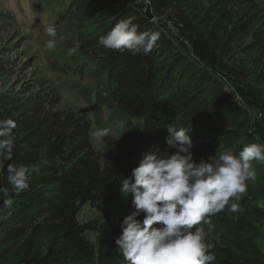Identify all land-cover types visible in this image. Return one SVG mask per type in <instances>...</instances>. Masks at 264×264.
Returning <instances> with one entry per match:
<instances>
[{"label": "trees", "instance_id": "trees-1", "mask_svg": "<svg viewBox=\"0 0 264 264\" xmlns=\"http://www.w3.org/2000/svg\"><path fill=\"white\" fill-rule=\"evenodd\" d=\"M64 2L60 24L68 30L66 52L80 44L67 57L69 68L88 79L105 76L109 108L125 112L131 125L141 120L143 127L121 137L112 132L100 151L90 140L85 112L61 110L56 88L42 79L0 96V118L17 124L13 159L0 162L5 177L0 182L8 186L9 163L38 169L28 190L12 194L11 207L0 202V264H124L114 243L122 220L79 221L78 215L122 195L120 181L138 165L141 147L155 136L165 144L168 124L189 131L197 162L219 151L235 155L247 144H264V5L256 0ZM128 16L135 17L139 31L159 32L149 54L97 46L100 36ZM0 74L8 75L2 63ZM237 203V213L208 217L221 241L212 249L214 264H264V210L241 195Z\"/></svg>", "mask_w": 264, "mask_h": 264}, {"label": "clouds", "instance_id": "clouds-1", "mask_svg": "<svg viewBox=\"0 0 264 264\" xmlns=\"http://www.w3.org/2000/svg\"><path fill=\"white\" fill-rule=\"evenodd\" d=\"M134 21L132 16L119 20L99 37L97 46L132 55L149 54L160 34L139 31ZM45 33L49 39L42 51L55 50L56 28L49 26ZM79 47V42H75L69 54ZM16 127L13 119L0 118V162L13 159ZM164 129L168 150L146 151L130 175L120 181V193L131 197L132 211L119 225L116 249L120 250L124 264H214L216 256L212 249L221 241L213 235L208 217L225 210L233 214L240 211L237 201L246 192L247 181L256 179L253 162H264V144H247L235 155L229 150L219 151L197 162L189 131L175 124ZM90 135L102 141L112 135V129L97 128ZM36 171L34 165L8 164V186L0 182L3 207L12 206V194L29 189ZM4 178L0 172V181Z\"/></svg>", "mask_w": 264, "mask_h": 264}, {"label": "rangeland", "instance_id": "rangeland-1", "mask_svg": "<svg viewBox=\"0 0 264 264\" xmlns=\"http://www.w3.org/2000/svg\"><path fill=\"white\" fill-rule=\"evenodd\" d=\"M64 1L0 0V63L8 72V75L0 74V96L12 89L17 91L32 85V81L38 78L56 88L61 99V110L82 109L85 112L91 122L90 133L97 128L109 127L117 137H121L128 129L140 130L143 127L141 120L135 119L131 125L125 112L109 108L105 76L98 80L88 79L73 73L69 68V54L64 46L67 29L60 24V10L65 6ZM256 1L264 5V0ZM49 26L57 30L56 48L43 52V45L49 39L45 29ZM90 140L95 149H104L103 140L97 141L91 135ZM154 148L166 151L159 136H155L152 143L141 147L140 158L143 153ZM254 167L257 170L256 179L247 181V190L241 196L264 210V163ZM130 202V196L121 195L100 209L85 208L78 219L85 221L107 217L114 221L122 220L132 211Z\"/></svg>", "mask_w": 264, "mask_h": 264}, {"label": "water", "instance_id": "water-1", "mask_svg": "<svg viewBox=\"0 0 264 264\" xmlns=\"http://www.w3.org/2000/svg\"><path fill=\"white\" fill-rule=\"evenodd\" d=\"M147 15H148V17H149L150 19H152V16H151V14H150V9H149V8L147 9Z\"/></svg>", "mask_w": 264, "mask_h": 264}]
</instances>
